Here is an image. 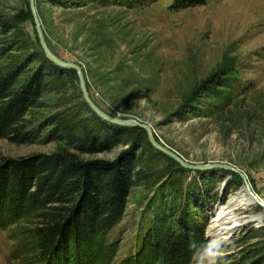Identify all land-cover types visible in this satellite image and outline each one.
Wrapping results in <instances>:
<instances>
[{"label": "rangeland", "instance_id": "374dc122", "mask_svg": "<svg viewBox=\"0 0 264 264\" xmlns=\"http://www.w3.org/2000/svg\"><path fill=\"white\" fill-rule=\"evenodd\" d=\"M172 2L129 8L112 0H34L48 47L80 67L89 96L102 110L147 123L161 145L190 164L238 169L264 202V0H206L184 9H172ZM0 17L22 29L33 50L43 51L29 0H0ZM212 76L222 85L202 86ZM67 84L68 95H82L76 72L67 76ZM55 97L45 93L44 105L29 109L30 129L53 111ZM59 147L61 141L42 137L31 143L3 137L0 160L50 155ZM127 148L84 158L115 159ZM199 171L209 172L205 184L215 196L206 210L207 243L219 238H208V227L225 206L234 208L228 216L241 217L227 224L231 231L224 246V255L231 254L223 264H238L235 238L251 229L264 231L262 208L238 203L243 181L237 173L221 167ZM153 195L138 181L130 187L121 221L111 232L95 234L90 264H163L137 254L152 224ZM33 218L27 204L11 225L0 228V264H39L18 255L19 236ZM189 264H195V256Z\"/></svg>", "mask_w": 264, "mask_h": 264}, {"label": "trees", "instance_id": "16d2710c", "mask_svg": "<svg viewBox=\"0 0 264 264\" xmlns=\"http://www.w3.org/2000/svg\"><path fill=\"white\" fill-rule=\"evenodd\" d=\"M112 1L131 8L156 0ZM205 2L173 0L171 8ZM0 60V138L31 143L42 137L44 142L63 143L50 155L0 160V228L11 225L27 204L34 210L27 233L19 236L18 255L39 264H90L95 234L111 232L121 221L130 187L138 181L154 192L153 220L138 256L142 253L147 260L151 255L163 264H189L207 244L206 210L215 202L205 184L209 172L191 174L155 149L144 129L109 123L93 112L79 91L68 95L67 76L75 75L74 70L33 50L22 29L3 17ZM204 82L202 86L222 85L214 76ZM45 93L56 94L54 109L30 129L26 116L29 109L44 105ZM121 145L128 148L115 159L84 158ZM235 246L238 264H264V231L251 229L238 235Z\"/></svg>", "mask_w": 264, "mask_h": 264}, {"label": "water", "instance_id": "95a60500", "mask_svg": "<svg viewBox=\"0 0 264 264\" xmlns=\"http://www.w3.org/2000/svg\"><path fill=\"white\" fill-rule=\"evenodd\" d=\"M29 7L31 9L32 16L34 18L38 42H39L43 52L56 65H58L60 67H66V68H71V69L75 70L77 77H78L79 85L81 88L82 96H83L85 102L88 104V106L93 110V112L96 115L101 117L103 120H106L107 122L115 124V125H119V126H123V127L138 126L142 129H144L147 133L149 142L151 143V145L155 149H157V150L161 151L162 153H164L165 155L171 157L172 159L177 161L184 168H188L190 170H199V169L202 170V169H208V168L210 169V168L221 167V168H227V169L237 173L243 181V190H245L246 193L248 194V196H250L253 199L255 204L259 205L262 208V217L264 218V202L261 199H259V197L253 192L249 182L247 181L246 176L242 172H240L238 169H236L230 165H226V164H213V165H207V166H196V165L190 164L186 160H184L179 154H177L175 151L161 145L155 139L153 132L151 130V127L147 123L141 122V121L136 120V119L114 117V116L106 113L104 110H102L93 101V99L89 96V93L87 92V89L85 87L83 73H82L80 67L75 63L67 62V61H63V60L59 59L57 56H55V54H53V52L48 47L46 40L44 38L42 29H41L40 24H39V19H38L37 13H36L34 0H29ZM207 236H208V238H210L213 235L211 236V233L209 232L207 234Z\"/></svg>", "mask_w": 264, "mask_h": 264}, {"label": "bare ground", "instance_id": "6f19581e", "mask_svg": "<svg viewBox=\"0 0 264 264\" xmlns=\"http://www.w3.org/2000/svg\"><path fill=\"white\" fill-rule=\"evenodd\" d=\"M260 199V198H259ZM239 204H245V203H255L253 201V199L248 196V194L246 193L245 190H243L242 195H241V199L238 200ZM231 203L228 204V206L224 207L223 213H221V217L220 218H213L209 224L208 230L209 232L214 235V236H219V238H225L227 237V235H229L231 229L229 226H227V224L231 221V219L236 218L234 220H241V217L238 216H228L230 211H232L234 208H229L231 206H229ZM236 204L232 205L233 207ZM233 217V218H232ZM253 218V217H251ZM258 220H260L259 217H257Z\"/></svg>", "mask_w": 264, "mask_h": 264}, {"label": "clouds", "instance_id": "9594fccd", "mask_svg": "<svg viewBox=\"0 0 264 264\" xmlns=\"http://www.w3.org/2000/svg\"><path fill=\"white\" fill-rule=\"evenodd\" d=\"M227 242L226 238L209 241L195 253V264H220Z\"/></svg>", "mask_w": 264, "mask_h": 264}]
</instances>
